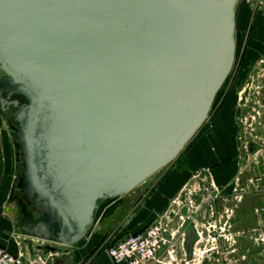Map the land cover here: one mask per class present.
I'll list each match as a JSON object with an SVG mask.
<instances>
[{"label": "water", "instance_id": "water-1", "mask_svg": "<svg viewBox=\"0 0 264 264\" xmlns=\"http://www.w3.org/2000/svg\"><path fill=\"white\" fill-rule=\"evenodd\" d=\"M239 1L0 0V92L27 100L16 132L35 260L80 243L101 202L193 137L231 72Z\"/></svg>", "mask_w": 264, "mask_h": 264}, {"label": "flooded vegetation", "instance_id": "flooded-vegetation-1", "mask_svg": "<svg viewBox=\"0 0 264 264\" xmlns=\"http://www.w3.org/2000/svg\"><path fill=\"white\" fill-rule=\"evenodd\" d=\"M243 63V58L235 52L231 69L232 75L226 89V95L227 99L233 103V115L237 131V170L241 171L239 173L241 181L237 180V182L239 186L242 185V187L245 186L249 189V183L253 182L249 180V177L255 174L256 170L259 171L260 168H264V158H262L264 153V97L260 98L264 96V59H258L246 68H244ZM255 69L260 72L255 73ZM261 72H263L262 75H260ZM3 77L4 75L0 71V79ZM243 77L251 81L250 86L249 82L245 83V78L242 83L240 82ZM258 77L263 78V80L257 82V86L252 88L251 85L256 82L254 78ZM240 83L246 85L241 90L239 88ZM0 96L8 103L3 107L0 104V120L3 124L0 126L3 129V132L0 130V176L1 170L6 166V161L1 153L6 148L14 154L11 164L14 172L11 178L13 188L10 196L20 206L22 205V212L26 213V218L20 222L21 229L29 220L37 219V216H32L36 214L33 206L28 205L23 200L20 190L25 182L22 175L24 167L23 146L16 132L20 127L19 122L16 120V114L20 106L27 104V100L18 94H12L8 97L7 92H0ZM223 100L221 99L220 103ZM13 101H17L18 105L14 106ZM220 106H218V109ZM240 128L241 131H238ZM233 181L234 179L230 184H233ZM259 182L261 180L257 182L258 188L254 191L257 194L264 192ZM209 185L212 190H208ZM248 189H242L245 195L249 193ZM200 191L208 193L205 198H201L199 201L196 199L197 196H201L199 194L187 197L184 194V198L181 195L174 197L172 202L179 201L177 206L181 205L182 209L173 210V206L170 205L168 210L155 213L144 226L147 227L153 223L159 224L163 228L167 240L158 253V258L152 264H249L248 219L245 221L244 230L242 236H240L241 239L238 235L235 241L234 234L236 232L233 212L223 206L224 203L230 201L233 194H226L225 189L219 190L211 184L203 185ZM180 199H184L181 204ZM194 201L195 203L198 202L197 209L194 211L187 210L185 203ZM210 203L214 207L213 210H202L204 205ZM28 210L30 212L27 213ZM254 214L263 216L260 205H258V209L254 210ZM262 230L259 227L258 232L261 231L263 235ZM237 233L239 234L238 231Z\"/></svg>", "mask_w": 264, "mask_h": 264}, {"label": "crops", "instance_id": "crops-1", "mask_svg": "<svg viewBox=\"0 0 264 264\" xmlns=\"http://www.w3.org/2000/svg\"><path fill=\"white\" fill-rule=\"evenodd\" d=\"M235 52L243 58L244 68L258 59H264V8L257 0H240L237 6ZM233 110V103L225 98L205 129L192 139L183 160L184 166L190 170L178 169L175 177H169L166 183L145 189L142 197L136 198L129 210L122 205L112 214H107L109 206H105L98 213L97 224L103 221L105 229H122L128 234L142 229L155 213L169 207L180 186L184 187L191 176L200 177V180L208 182L207 185H215L219 190L226 189L237 170V131ZM1 156L5 159L6 166L1 170L0 176V247L16 252L20 249L17 245L19 241L21 249L34 259L23 244L28 238L20 229V222L26 218V213L22 212V205L10 196L13 188L11 178L14 172L11 164L14 154L5 148ZM139 207L144 208L142 214L134 216L133 212L138 211ZM32 216L36 217V214ZM111 218L115 223L108 228L106 224ZM95 231L96 229L73 247H59V251L54 253L53 259L47 264H99L101 252L97 254L96 248L103 233ZM103 254L112 264L107 254Z\"/></svg>", "mask_w": 264, "mask_h": 264}, {"label": "rangeland", "instance_id": "rangeland-1", "mask_svg": "<svg viewBox=\"0 0 264 264\" xmlns=\"http://www.w3.org/2000/svg\"><path fill=\"white\" fill-rule=\"evenodd\" d=\"M257 1H258V4H261V0H257ZM237 54H238V52H237ZM254 72L257 73L260 71L255 69ZM262 74H263V72L260 73V75H262ZM231 75H232V71H231V74L228 75V77H227L226 81L224 82V84L222 85L221 89L218 91V93L214 99V102L212 104L211 110L208 114V117L205 119V121L199 127V129L196 131V133L193 135V137L187 142V144L180 151V153L172 161L167 163L164 167H162L157 172H155L153 175H151L146 181H144L143 183L138 185L136 188H134L132 191L125 194L124 196L116 198V199L106 200V201H103L100 203L99 209L95 215L93 225L91 226V229L88 232V234H90L93 230L96 229V231L103 233V237L101 238V241L99 242V244L96 248L97 254L99 252H101L100 256H99V261H98L99 264H109L110 263L108 258L103 254V253L106 254V252H105L106 247L111 245L115 240L120 239V238H122L128 234L126 232V230H122V229H120V230H118L116 228H113V229L111 228L109 230L105 229L104 228L105 225H104L103 221H101L100 223L97 224L96 218L98 217L99 211L100 210L102 211V209L105 206H109V211L107 212V214H110V213L112 214L115 209H117L118 207H120L122 205H123L122 206L123 208H125V209L128 208V210H129V208L135 202L136 198H138L139 196L142 197L143 191L145 189L150 188L156 184L166 183V181L169 179V177H175L176 172H177L176 170H178V169H182V171L184 169L190 170L189 167H187L186 165L184 166L183 160H184L185 152L188 149L192 139L195 138L203 129H205L206 125L210 122L211 118L217 113L218 106L221 105V103L223 102L222 101L220 103V101H221V99L223 100V98L226 95V89L228 88L229 81L231 79ZM244 78L245 77H243L242 80L240 81L241 83L243 82ZM245 80H246V78H245ZM254 80L256 82H254L251 85L252 88H254V86H257V82H259L260 80H263V78L258 77V78H254ZM247 82H249V86H250L251 81L246 80L245 83H247ZM241 83L239 84L240 90L246 86L245 84L242 85ZM263 97L264 96H261L260 98H263ZM226 98H227V95H226ZM1 125H3V124H2V121L0 120V126ZM0 130H2V132H3L2 127L0 128ZM238 131H241V128ZM262 158H264V153L262 155ZM240 172H241L240 170H236V173L233 177V179H234L233 184H229L230 186H228L225 189L226 194H230V195L233 194V195L230 197V201H227V203H224L223 206L225 209L233 212L234 226H235V232H236L234 234V240L235 241L237 240L238 235H239V239H241L240 236H242V231L244 230V224L246 223L245 221H246V219H248V222H249V250H250V262H249V264H264V234L262 235L261 231L258 232L259 227H261L263 229L262 231L264 233V192L263 193L261 192L260 194L254 193V191L258 188L257 182L259 180H261V182H259L260 187L262 185V188L264 189V168L263 167L260 168L259 171L256 170L255 174H252L249 177V180L253 181V182L249 183V189L246 188L244 185H243L244 187H242V185H240V186L238 185L237 180L241 181V175L239 174ZM190 178H191L190 181L184 187L180 186V190H179L178 194L175 196V198L178 197L179 195H181L184 198V194H186V197L192 196V195L194 196L195 194H197V195L199 194L201 196H197V198H196L197 201H199L201 198L206 197L208 192H201L200 191V189L203 188V185L205 186V184H207V183H204L206 181L205 180L202 181V180H200V177L196 178L195 176L194 177L191 176ZM207 188H208V190H212L210 185ZM242 189H246V190L248 189L249 193H247V195H245V193L242 191ZM215 194H217V193L215 192ZM173 200H174V198L170 202V205L173 206V210L182 209V207H180L181 205L177 206V202H179V201L176 200L175 202H172ZM183 200L184 199H180V204H181V202H183ZM192 200H194V199L192 198ZM194 203H195V201L191 202V203H185L186 209L189 211L196 210L198 207V202H196L195 204ZM162 205L160 207H162ZM258 205H260L261 213H263V216H256L254 214V210L258 209ZM140 207H139V209H137L138 211L133 212L134 216L142 214L141 212H142V210H144V208L140 209ZM168 209H169V207L165 208V209L162 208V210L160 212L166 211ZM213 209H214V207L211 203L204 205L202 208V210H205V211H210ZM114 223H115V220L113 218H111L109 220L108 224H106V227H108V228H110V226L113 227ZM237 231L239 232V234L237 233ZM133 232H134V230H133Z\"/></svg>", "mask_w": 264, "mask_h": 264}, {"label": "built area", "instance_id": "built-area-1", "mask_svg": "<svg viewBox=\"0 0 264 264\" xmlns=\"http://www.w3.org/2000/svg\"><path fill=\"white\" fill-rule=\"evenodd\" d=\"M261 5L264 8V0H261ZM166 241L163 228L153 223L115 240L106 247L105 252L112 264H152ZM20 244L18 241L20 249L16 252L0 247V264H47L53 259L54 254H48L43 259H32Z\"/></svg>", "mask_w": 264, "mask_h": 264}, {"label": "trees", "instance_id": "trees-1", "mask_svg": "<svg viewBox=\"0 0 264 264\" xmlns=\"http://www.w3.org/2000/svg\"><path fill=\"white\" fill-rule=\"evenodd\" d=\"M139 230H141V229H139ZM139 230H137V231H139ZM137 231H134V232H137Z\"/></svg>", "mask_w": 264, "mask_h": 264}]
</instances>
